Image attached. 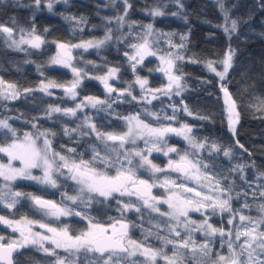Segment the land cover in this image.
<instances>
[{"label":"trees","instance_id":"1","mask_svg":"<svg viewBox=\"0 0 264 264\" xmlns=\"http://www.w3.org/2000/svg\"><path fill=\"white\" fill-rule=\"evenodd\" d=\"M52 3L49 11L44 3L37 5L34 0L0 2V25L11 28L13 35L26 34L35 29L34 33L44 41L39 49L26 45L21 50H16L9 46L4 38L6 34L0 31V79L15 85L20 93L15 100L0 97V118L6 120L16 133L13 136L8 129L0 128V145H6L26 132L39 135L48 130L55 133L48 137L54 151L68 156L70 160L77 163L81 159L92 161L95 148L102 157L107 156L110 163L120 164L116 153L99 142L88 126H83L80 117L82 113L77 112L74 117L62 113L48 115L49 106H59L62 109L76 107V100L66 96L63 87L50 88L52 95L39 91L42 82L54 81L65 85L75 79L71 70L48 66L56 43L100 41L108 35L111 38L98 48H77L71 62V66L82 74L80 84L75 89L79 96L90 95L105 101L100 105L101 108L90 112L91 119L99 126H109V130L114 133L120 131L122 123L117 117L128 111L136 113L142 121L155 127L189 126L192 129L190 135L197 144L204 145L202 148L193 147L182 136L170 139V143L193 161L200 162L201 171L211 178L209 180L213 187L216 180H219L222 188L231 189L227 193H221L222 199L230 195L232 209L238 210L233 224H228L233 214L219 209L214 212H218L219 217L213 215L211 222L226 232L231 230L232 236L229 239L234 241L237 230L235 226L242 224L239 215L257 219L261 215L259 205L264 203V198L260 197V192L264 191V108L258 107L264 100V0H223V10L219 0H179V3L176 0H128L131 7L126 16L124 0H62ZM153 9H159L163 14L151 15ZM119 16H124L122 25L117 20ZM232 21H236L235 32H231ZM149 24L153 29V35L148 37L150 50L155 55H146L141 60L132 45L138 46L144 42L146 26ZM225 27L229 28L231 39L224 31ZM21 29L24 31L21 32ZM182 35L187 37L183 41V48H174L169 44V40L172 45L181 44ZM229 47L234 50L232 67L221 81L215 72L208 69L207 62L214 61L213 66L217 71H223V64L220 62ZM169 52L184 57L183 60L176 61L173 68L174 75L182 76L184 90L179 95L175 91L171 95L156 92L167 80L165 73H161L158 62L161 56H167ZM133 56L135 60L129 59ZM192 60L197 62L193 63ZM107 67L117 69L115 79L110 81L117 92L111 94L106 93L103 84L95 78L97 74H104ZM138 77L148 81L144 90L137 86ZM221 84L228 89L237 104L239 122L235 135L229 130ZM25 89L32 91L25 92ZM153 95L157 98L153 99ZM185 105L188 112L184 111ZM173 106L179 111L175 112L174 120H169L166 117L174 114ZM34 124L36 127H33ZM77 128V131H71ZM65 129L70 131V135L64 134ZM213 145L217 146V150L213 149ZM68 149L75 151L69 152ZM229 149L231 155L225 157L223 153ZM119 152L121 153L120 150ZM155 156L152 157L155 159ZM5 159V155L0 153V160ZM241 165L243 168L239 167ZM94 167L100 171L111 169V166H106L99 159L94 162ZM14 186L23 193L33 190L39 193L49 191L27 182L17 181ZM115 197L114 202L85 212L92 216L91 220L97 222H103L113 213L119 219L127 216L130 225L129 239L143 242L144 246L155 249L163 248L168 256H172L173 245H165L157 238L160 236L176 241L179 237L170 231V226L163 224L161 218L154 213L146 211L135 198L119 195ZM117 200L120 201L119 204ZM129 202L133 207L124 210L123 205ZM245 203L250 207L245 208ZM72 204L78 207L76 202ZM109 206L113 210L110 214L106 211ZM0 213L14 219L27 217L36 221L43 220L39 211L25 197L19 199V203L11 209L0 203ZM63 222L70 235H79L86 227L83 219L75 218L60 219L53 224L58 228ZM261 230H264V226ZM1 233H4L3 241H6L10 232L0 226ZM196 235L197 247L208 243L210 253L203 256L197 251L193 259V253L189 249H180L184 254L185 264H211L216 260L217 254L226 253L225 246L219 245L217 234ZM243 239L242 237L241 241ZM55 252L56 255H49L40 250L39 246L28 245L14 256L13 264H56L57 257L67 264H90L92 261L103 264V258L98 259L99 256L94 253L83 250L75 254L63 249H56ZM124 256L126 254H119L120 264H129V260L123 259ZM140 258L138 255L134 260L138 261ZM117 259L118 257H113L112 264H116ZM157 264L161 263L157 261Z\"/></svg>","mask_w":264,"mask_h":264},{"label":"snow or ice","instance_id":"2","mask_svg":"<svg viewBox=\"0 0 264 264\" xmlns=\"http://www.w3.org/2000/svg\"><path fill=\"white\" fill-rule=\"evenodd\" d=\"M3 2V0H0ZM36 4L39 5L41 0H35ZM66 2V0H65ZM115 2V0H113ZM179 3V0H176ZM220 7L223 10V0H219ZM126 5L125 7V16L127 15L128 8L131 5L128 3V0H124ZM49 11L52 9V4L49 3L47 5ZM182 7V5H181ZM163 13L159 9H153L151 15L159 16ZM176 15V13H173ZM227 14L225 13V20H227ZM117 20L121 23H124V16L117 17ZM131 27V26H129ZM147 34L144 37V42L140 45H132L133 48L137 50V55L140 56V59L146 55H155V52L150 50V41L148 39L149 36L153 35L152 25L149 24L146 26ZM236 30V21H232L231 32H235ZM0 31L7 34V38L11 40L10 47H15L19 49L21 44H28L30 47L39 49L41 44L44 41L40 36L34 35L35 29L33 32H29L26 35L30 38H25V36H21L19 41L12 39L13 30L8 27H4L0 25ZM24 30L21 29V32ZM225 33L229 34V39H231L230 30L228 27L224 28ZM169 36L172 34H168ZM111 37L106 35L104 40L100 41H86L76 45H65L58 44V48L65 50L67 53L70 47L84 48L87 50L91 47H100L110 39ZM182 43L179 45H172L171 40H169V44L174 48H183L185 45L183 41L187 39L186 36L182 35L180 37ZM234 56V50L229 47V50L226 52L224 59L220 62L223 64V71H217V69L213 66L214 61H208L207 67L210 71L215 72L216 76L219 77L221 81H223L226 75L229 72V69L232 67V61ZM129 59L135 60V57H129ZM184 57L169 52L167 56H161L160 60L162 64L166 65L165 68L161 70L165 72V75L168 78V85L164 89H157L156 92H159L163 95H171L173 90H175L176 95H179L184 87L182 86V76L174 75L173 68L175 66V62L178 60H183ZM71 56L68 55L67 59L61 58L58 54L57 57L52 58L53 64H62L65 67H70ZM139 61H137L138 63ZM191 62L196 63L197 61L192 60ZM133 71H135V64L132 65ZM73 75L76 79L72 82L70 87H65L64 85H59L54 81H49L48 83H41L39 86V91L43 92L45 95H52L49 91L50 88L55 87H63L65 95L69 98L75 99L77 96V92L75 89L80 84V76L81 71L77 70L75 67L72 68ZM117 69H109L108 74L102 77H98L100 82L104 85V88L107 93L111 94L115 89H113L109 83V78H114L116 75ZM142 90L145 89L147 85V80H142L139 77L136 81ZM221 91L224 94V103L226 105V111L228 113V125L229 130L235 135L236 133V125L239 122V112L237 111V104L235 100L232 98L228 89L221 84ZM25 92H30L32 90L25 89ZM127 91V90H125ZM131 95L130 92H128ZM20 93L17 90L16 86L13 84L5 85L3 80H0V97L7 100H15L19 97ZM123 95V93H121ZM153 99L157 97L153 95ZM88 104L92 107H96L97 105L105 103V101L87 97L85 98ZM136 99V97H133ZM149 103L151 101H148ZM85 103L82 101L80 104H77L75 108H60L59 106H49L48 115L51 116L52 113H62L65 116H75L77 110H82L85 107ZM110 108L111 105L109 104ZM258 107L264 108V100L261 101ZM179 111L178 108L173 106V115L170 117H166L169 120H174L175 112ZM184 111L188 112L187 106L185 105ZM191 115V113H188ZM201 119H205L206 117H200ZM128 123V131L122 135L115 133H104L100 132L95 125L89 124L88 119L85 120V125L92 129V132L95 133L98 140L104 143L106 148H109L110 151L115 152L117 156V160L120 162V167L117 169V175L115 177L107 176L104 173L98 171L94 167V162L99 159V161L106 166H114L113 163H110L109 158L107 156H101L99 151L95 148L93 149L94 155L92 161H85L81 159L78 163L74 160H70V158L66 155H61L58 152H55L52 148V141L48 138L50 135L54 136V132H49L45 130L40 132L38 136L35 138L30 133H25V140L22 143H17L15 140L13 143L8 145L7 147H0V152L6 153L9 157V163L7 165L0 164V177H3L5 181H13L18 178L20 179H28L35 180L41 184H47L51 187H57V181L53 176L54 172H61V169L66 168L68 173L70 174V178L76 181L78 184L82 185L81 193L86 189L88 193H96L101 197H104L106 200L111 197L115 199L114 194H119V196L123 197L125 195L132 196L136 195L139 200L143 201V205L146 208L151 209L152 212H158L161 216H168L171 219L177 221V225L180 224V217H187L189 210L193 211H201L204 208H212L213 210L219 209L221 212H230L233 214L232 218L228 220V224L232 225L234 222V217L238 213V210L234 211L231 207L230 201L232 197L229 195L227 198L222 199L220 195L215 197L203 195L199 191H196L194 188L185 187L184 184L176 185L175 181L165 180V184H172L174 186H178L183 189L185 192L194 193L195 197H202L201 199H181L179 196L173 194L170 195L166 200L159 201L156 197L151 196L150 189L155 185L149 184L147 180H137L136 171L133 167H125L124 162L126 161L128 165H133L134 161L132 159L133 156L139 158V167L144 168L145 166L151 170L152 173L162 172L165 169L158 167L156 164L152 162L148 158V156L144 155L142 151H134V152H124L123 157L121 158V153L117 149V147L112 146L109 147L108 141L119 142L118 148L123 149L124 144L127 142L130 136L134 134L139 135L143 138L145 135L151 137L157 141H164L165 135L167 133H175L178 136H182L186 141L192 144L193 147L202 148L203 144H197L194 138L190 135L192 129L187 125H181L180 128H175L169 126H163L159 128H152L148 124H145L138 115L125 117L124 118ZM33 127H36L34 124ZM0 128H6L12 135L15 136L16 133L13 129H11L10 125L6 120H0ZM79 128V126H78ZM77 129H72L71 131H77ZM65 135H70V131L68 129L64 130ZM88 133H82V135H87ZM43 137V148L37 146V140ZM133 143L135 140L132 141ZM149 140H145V144H149ZM214 150H217V146H212ZM241 147H243L241 145ZM69 152H74L75 149H68ZM149 155L152 151H161V148L157 146V143H151V146L147 149ZM176 148L169 147L166 151L163 152V155L168 156L170 152H176ZM49 154L52 156V160H49ZM224 156L229 157L231 155V150H225ZM56 159L60 161L59 164H56ZM13 160H19L21 167L16 168L12 166ZM199 161H192L188 158L187 154L180 157L179 162H175L173 160L168 161V168L172 171H176L181 173L182 176L187 179L193 180L196 183H200L203 179H211L207 176L206 172L201 171ZM43 168V176L38 177L34 176L31 172V169L34 168ZM207 168V165H204ZM243 168V165L239 166ZM241 179H244L241 176ZM131 185V187L129 186ZM163 186V185H161ZM5 188H8V185H4ZM214 190L217 193H227L231 189L222 188L219 180H216L214 185ZM5 197H9V201H5ZM20 197H28L31 199L33 206L43 213L45 216H51L59 218L60 216L71 215L72 212L65 207H60L56 203L50 200H44L38 196H32L31 194H26L23 192H11L9 189L8 192H0V203H3L5 207L11 209L19 203ZM260 197L264 198V191L260 192ZM69 200L75 202L78 197L71 196L66 197ZM90 200L92 197L89 198ZM205 201H211V203L206 204ZM119 204L120 201L117 200ZM157 203H165L168 205V208L171 209L170 212L164 213L161 212L160 209L156 206ZM133 204L131 202L123 205L124 210L131 209ZM245 208L250 207L247 203L244 205ZM136 211H139V208H136ZM259 212L261 215L257 219H252L249 216L240 214L239 219L242 222L241 225H237L235 232V240L233 241L231 238L226 241L227 247L229 250V255H221L217 254L216 260L213 261V264H264V230H261L262 226H264V203L259 205ZM203 214V213H202ZM76 216H82L80 212L75 213ZM86 218V217H82ZM246 222V223H245ZM0 223L8 226L14 232L19 233L18 239H9L8 243H0V264H13L12 256L13 252L19 248L26 247L28 245L39 246L40 250H43L45 253L49 255H56L55 249H63L68 251L70 254H75L83 250L86 253H98L99 258H103L105 253H109L106 259H103V264H112L113 257H118L116 260V264H120V253H125L126 256L123 257L124 260H129L131 257H135L137 255L144 257L143 261L130 260L129 264H157V258L165 261V264H185L184 262V254L180 252V249H189L193 253V259L195 258V253L199 251L203 256H208L210 253V248L208 243H205L200 246H196L195 241L192 240L191 232L192 231H203L206 235H214L219 233L222 238V245L225 243L223 241V237L228 235L232 236L231 230L227 233L224 229H218L213 227L208 223L207 218L200 223L197 224L195 228H191L192 224H195V221L187 220L184 223V227L189 230V235L183 240H171L164 237L157 236L165 245L172 244L173 245V255L168 256L163 248L155 249L149 246H144L143 242H137L135 240L128 238V228L129 225L126 223H120V228L117 229L115 225L112 226L111 234H109L108 228L100 225L94 224L91 221L88 224V228L85 231H82L79 235H70L69 230L67 228L57 229L49 226L46 223L31 220L27 217H21L20 220H9L4 216H0ZM33 225H38L41 229H45L47 233L51 235H46L42 232L33 231ZM170 231L175 234V236L180 237V232L176 231V226H171ZM151 234V233H150ZM244 238L241 241V238ZM5 238L0 236V240H4ZM191 241V245L190 242ZM45 242H49L54 246L53 249H49L45 247ZM239 249V250H237ZM57 264H65V261L59 257H57ZM90 264H95V261L90 262Z\"/></svg>","mask_w":264,"mask_h":264},{"label":"rangeland","instance_id":"3","mask_svg":"<svg viewBox=\"0 0 264 264\" xmlns=\"http://www.w3.org/2000/svg\"><path fill=\"white\" fill-rule=\"evenodd\" d=\"M52 1L58 2V1H62V0H41V3H44L45 7H47V5H48L49 3L53 4ZM34 2H35V0H34ZM35 3H36V2H35ZM47 9H48V7H47ZM48 10H49V9H48ZM26 34H27V33H26ZM26 34H22V35H13V34H12V39L19 41V40L21 39V36H25V38H30V37H28ZM33 34H34V35H37V34H35V33H33ZM4 38L7 39L8 44L11 45V40H9V39L7 38V34L4 35ZM88 41H92V40H88ZM83 42H86V41H83ZM80 43H82V42H77V43H73V44H68V43H64V42H58V43H56V44H55V45H56L55 52H54L53 55L49 58L48 63H47L48 66H50V67H59V68H63V69L68 70V71H70V70L72 71V68H73L72 66H70V67H65V66H63L62 64H53L51 61H52V58H53V57H57L58 54L60 55L61 58H64V59H67V56L70 55V56H71L70 65H71V62L73 61L74 53H75L77 47H70V49H69L68 52L66 53L65 50L58 48L57 45H58V44H65V45H69V46H71V45H76V44H80ZM26 45H28V44H21L20 47H19V49L15 48L14 46L11 47V48L16 49V50H21V49H22L24 46H26ZM79 49H80V48H79ZM158 67H160V69H162V68H165L166 65L162 64L161 60H159V62H158ZM109 69H115V68H113V67H107V68H106V71L104 72V74H103V73H102V74H97L96 77H95V78L97 79V81L100 82V80L98 79V77H102V76L107 75ZM71 71H70V72H71ZM160 71H161V73L164 72V71H162V70H160ZM72 72H73V71H72ZM164 73H165V72H164ZM81 76H82V74H81ZM81 76H80V80H81ZM74 78L76 79V77H74ZM75 79H74V80H75ZM112 79H115V77H114V78H111V77L109 78V80H108L109 85H112V84L110 83V81H112ZM0 80H1V79H0ZM72 82H73V81H71V82L68 83V84H65L64 86H70V85L72 84ZM168 83H169V81H168V78H167V80L164 82V84L162 85V87H161V88H158V89H164V88L168 85ZM7 84H8V83H5V85H7ZM137 86L139 87V89H141L138 83H137ZM145 88H146V87H145ZM141 90H142V89H141ZM75 91H76V90H75ZM123 91H124V90H122L121 93H124ZM173 91H175V90H173ZM87 97H92V96L89 95V96H81V97H80V96H79V93H77V96H76L75 99H74V100H76V105H77V104H80L82 101H83V102L85 103V105H86L85 107L82 108V110H77V112H79V113H83V112H85V113H87V114H90V112H91L92 110H95V109L101 108L100 105H102V104L97 105L96 107H92L90 104H88V102H87L86 99H85V98H87ZM93 98H96V97H93ZM71 99H72V98H71ZM96 99H98V98H96ZM99 100H102V99H99ZM102 101H104V100H102ZM225 109H226V108H225ZM128 113H129V114H128ZM128 113H126V114H127V117L135 116V115H136V113H133V112H130V111H128ZM87 114H86V116H84V118H83L82 116H80V117L82 118V120H83V119L86 120V118H87V119L89 118V117L87 116ZM90 116H91V114H90ZM70 117H74V116H70ZM124 118H125V117L123 116V117H122V120H123V121L125 120ZM78 119H79V118H78ZM0 120H3V119L0 118ZM143 122H144V121H143ZM144 123H145V122H144ZM145 124H147V123H145ZM148 125H149V124H148ZM149 126L152 127V128H159V127H155V126H151V125H149ZM126 127H127V130H126V132H127V131H128V123H127V122H126ZM160 127H163V126H160ZM126 132H125V133H126ZM26 133H29V132H26ZM30 134H31L34 138H35L36 136H38V134H33V133H30ZM169 134H170V133H167V134L165 135V139H164V141H157V140H155V139H153V138H151V137H148L147 135H145L143 138H141L139 135L134 134L133 136H130V137L128 138V140H127V143H126V144L129 145V148H128V149H119V150H120L121 153H122V157H123V153H124V152H129V153H131V152H134V151H142L143 154L146 155V156H148V158H149L150 160H152V162L155 164V161H157V157H158L159 154H162V153H163L164 151H166L167 148H169V147L176 148L173 144L170 143V139H171V138H168V137H167ZM173 137L179 138V137H181V136H178V135L174 134ZM14 140H15L17 143H22V142H24V140H25V133H23L20 137H17V138H15V139H13L11 142H9V143L6 144V145H0V147H7V146L10 145L11 143H13ZM133 140H135L134 143L132 142ZM145 140H149L150 143L146 145V144H145ZM151 143H157V146L161 148V151H159V152H157V151H152L151 154L149 155L147 149L151 146ZM37 146L40 147V148H43V137H41L40 139L37 140ZM117 146H118V145H117ZM0 153H2L3 155H5V157H6L5 160H0V164L7 165V164L9 163V157H8V155H7L6 153H3V152H0ZM155 155H156V156H155ZM152 156H155V159H154ZM151 157H152V158H151ZM48 158H49V160H52V159H53L52 156H51V154H49V157H48ZM132 159H133L134 163H133V165H131V166H132L133 168H135L136 175L139 174V173L142 171L144 174H147V176H146V180L148 181V183H149V184H153V185H155L154 187H152V188H153V193H152L153 197H156L157 200H159V201H163V200H166V199L169 197V195H173V194H175V195L179 196L181 199H183L184 196L181 195V193H183V191H184L183 189H181V188L178 187V186H174V185H172V184H165V183H164L165 180H171V181H175V182H176V180H175L174 177L169 173V171H167V172L162 171V172L152 173L151 170L148 169L147 166H145L144 168H140V167H139V163H140V161H139V158H138V157L133 156ZM125 162H126V161H125ZM11 163H12V166H13V167H16V168L21 167V164H20V161H19V160H13ZM59 163H60V161H59L58 159H56V164H59ZM126 163H127V162H126ZM156 165H157V164H156ZM131 166H130V167H131ZM160 168H162V167H160ZM162 169H163V168H162ZM31 172H32V174H33L34 176H38V177H42V176H43V168H42V167H41V168H34V169H31ZM61 172H62L63 174H61L60 172H54V173H53V176H54V178H55L56 181H57V187H55V188H53V187H51L50 185H47V184H41V183H39V182H37V181H35V180H28V179H20V178H18V179L13 180V181H5V180L3 179V177H0V192H8L9 189L11 190V192H20V191L17 189V187L14 186L15 183H16L17 181H18V182H27V183H31V184H33V185L39 186L40 188L42 187V188H45V189H49V190H51V191L54 190V192H56V194H57V196H56L57 205H59L60 207L68 208V209L72 212L71 215L60 216V217H59V220H60L61 217H62L63 219L75 218V219H80V220H82V219H81L82 216H76V215H75L76 212H80V211H78V209H77L78 207H74L73 204H72L73 201L67 199L66 197L76 196V197H78V199H77L75 202H76L77 204H81L83 198L86 199V200H90L89 198L92 197V195H94V194H93V193H88L86 189L83 191V193H81L82 185L78 184L76 181H74V180H72V179L70 178V174L68 173L67 169H66V168L61 169ZM186 180H187V181H183V182H179V183L176 182V185L184 184L185 187L194 188V189H196V191L201 192V193H202V196L205 195V194H209V196H213V197H215V196H217V195H220L221 198H222V193H217V192L214 190V187H213V184H212V183H211V184H212V187H210V189L207 190V191L205 192V190H204V188H203L202 186H198V185L201 183V181H200V183L198 184V183L194 182L193 180H190V179H186ZM189 182H193V183H189ZM202 182H203V185L205 186V185H206L205 181L202 180ZM5 184L8 185V188H5V187H4ZM161 185H163V186H161ZM42 193H43V192H40V193H39V192H37L36 190H33V191H30V192H27L26 194H31L32 196H40V194H42ZM125 196H128V195H125ZM21 198H23V197H20L19 199H21ZM25 198H26L28 201H30V202L32 203L31 199H29L28 197H25ZM201 198H202V197H195L194 195H191V196L188 197V199H201ZM102 199L104 200L105 198L102 197ZM5 201L8 202V201H9V197H5ZM136 201H137V203H138L140 206H142L146 211L152 212L151 209L146 208V207L143 205V201H142V200L136 199ZM85 203H87V202H85ZM205 203L208 204V203H211V201H208V202L205 201ZM1 205L4 206L3 203H1ZM166 205H167V204H166ZM156 206H157V207L160 209V211H161L160 204L157 203ZM207 209H209V208H207ZM217 209H218V208H217ZM217 209H215V210L217 211ZM212 210H213V209H212ZM215 210H213V211H215ZM170 211H171V209H168L167 211H164V213H167V212H170ZM195 212H197V213H201V214L204 213V212H203V209H202L201 211H195ZM39 213L42 215V217H44V218H48V219H51V216H45V215H43V213H42L41 211H39ZM80 213H81V212H80ZM86 213H87V211H86ZM152 213H154L155 215H157L158 217H160V214H159L158 212H152ZM81 214H82V213H81ZM87 215H88V213H87ZM213 215H215V216L218 215V217H219V214H218V212H217V213H213L212 215L210 214V215H209V218H210V217H213ZM0 216H4L6 219L13 220V221H16V220H20V219H21V217L16 218V219H14V218H10V217H7L6 215L2 214V213H0ZM83 216L86 217V219L83 218V219H85L86 227H85V229L82 230V231L87 230V228H88V224H89L90 221H91L92 223H94V224H98V223L95 222L94 220H90V219L86 216V214H83ZM162 217L165 218V220H166V225H168V226H172V225H173V226H176V225H177V221H176V220L171 219V218L168 217V216H162ZM44 218H43V220H41L40 222L46 223L45 220H44ZM54 218H56V217H53V219H54ZM87 218H88L89 220H87ZM202 218H203V217H201V216H199V215H196L195 218H194V216H191V215L188 213V216H187V217H180V224H179V225L184 226L185 221H187V220H191V221H195V222H196L195 224H192V225H191V228H195L197 224H200V223H202V222L205 220V219H202ZM206 218H207V217H206ZM209 218H207L208 223L211 224L213 227L217 228L215 225L212 224V222L209 220ZM54 220H56V219H54ZM64 225H65V226H64ZM0 226L4 227V228L7 229V230L10 229L12 232H14L11 228H9L8 226H6V225H4V224H2V223H0ZM32 227H34V230H33V231H35V232H36L37 230L40 231V232H42V230H43V229H41L38 225H37V226H36V225H33ZM65 227H66V224H64V222H63L62 225H61L60 227H58V229L65 228ZM66 228H67V227H66ZM182 229H184V227H182ZM218 229H221V228H218ZM38 231H37V232H38ZM82 231H81V232H82ZM81 232H80V233H81ZM193 232H194V236H195L197 233L205 234V232H203V231H198V230H197V231H193ZM225 232H226V231H225ZM226 233H227V232H226ZM216 234L218 235V237H219V239H220V243H219V245H220V246H225V248L227 249V250H226V253H224V254H222V255H225V256L229 255V250H228L227 243H226V241L229 239V236L226 235V236L223 237V241H225V243H223V245H222V238H221L220 234H219V233H216ZM216 234H214V235H216ZM46 235H51V234H50V233H47ZM214 235H211V236H214ZM0 236L4 237V233H1ZM196 236H197V235H196ZM9 237H10L9 239H18V238H19V235H16V236L11 235V236H9ZM192 239H193V238H192ZM0 242H2V241L0 240ZM2 243H8V242H2ZM45 247L49 248L50 250L54 248V246H53L52 244H50L49 242H45ZM55 250H56V249H55ZM137 256H138V255H137ZM107 257H108V255H105V256L103 257V259H106ZM140 257H141V258H140L138 261H143V260H144V257H142V256H140ZM135 258H136V256H135V257H131V258H129V261H130V260H134ZM157 261H159L161 264H165V261L162 260V259H160L159 257L157 258ZM56 264H57V260H56ZM65 264H67V263H65ZM211 264H213V263H211Z\"/></svg>","mask_w":264,"mask_h":264},{"label":"flooded vegetation","instance_id":"4","mask_svg":"<svg viewBox=\"0 0 264 264\" xmlns=\"http://www.w3.org/2000/svg\"><path fill=\"white\" fill-rule=\"evenodd\" d=\"M116 91V90H115ZM115 91H113V92H115ZM117 92V91H116ZM98 99H102V98H98ZM86 114L87 113H85V112H83L82 113V117L84 118V116H86ZM129 114V113H128ZM87 116L89 117L88 118V123L89 124H93V125H95L96 126V128L100 131V132H104V133H114V132H112V131H110L109 130V126H99L98 124H96L95 122H93V120L91 119V116H90V114H87ZM127 117V114H125V115H122V116H120V117H117V119H119L122 123L120 124V131H118L117 133H115V134H119V135H122V134H124L125 132H126V130H127V127H126V120H122V117ZM82 124H83V126L84 127H87L86 125H85V120L83 119L82 121ZM89 130L92 132V129L89 127ZM93 133V132H92ZM94 134V136L96 137V135H95V133H93ZM174 134L175 133H170L167 137L168 138H176V137H173L174 136ZM97 138V137H96ZM98 140V139H97ZM99 142H101L100 140H98ZM102 143V142H101ZM108 143V145H109V147H112V146H115V147H117V149H119L118 148V146L117 145H119V142L118 141H116V142H112V141H108L107 142ZM127 143V142H126ZM124 144V148L123 149H128L129 148V145L128 144ZM103 145H104V143H102ZM105 146V145H104ZM122 154V153H121ZM183 155H185V153H182V152H180L179 151V149H177V151L176 152H170L169 154H168V156H165V155H163V153L162 154H159L158 155V157H157V161H155V164H157V166L158 167H162L163 169H165V172H167V171H169V173L174 177V179L176 180V182H183V181H187L186 179V177H184V176H180L179 175V173L178 172H176V171H172L171 169H169L168 168V161L171 159V160H173V161H175V162H179V160H180V157L181 156H183ZM152 158V157H151ZM189 158V157H188ZM190 159V158H189ZM190 160H192V159H190ZM193 161V160H192ZM195 162V161H194ZM114 164V163H113ZM124 166L125 167H130L131 165H128L126 162L124 163ZM120 167V164H114V166H111V169H109V170H107V171H100V170H98V171H100V172H102V173H104L105 175H107V176H111V177H115L116 175H117V169ZM132 167V166H131ZM146 176H147V174H144L142 171L139 173V174H137L136 175V177H135V179H137V180H146ZM203 181H205V183H206V185L204 186L203 185V182H202V180H201V183L198 185V186H202L203 188H204V190H205V192L207 191V190H209L210 189V187H212V184H211V181L209 180V179H203ZM189 183H193V182H189ZM129 186H131V185H129ZM48 191V190H47ZM152 193H153V188H151L150 189V194H151V196H153L152 195ZM94 195H92V199L91 200H86V199H82V203L81 204H78V207L79 208H77L78 209V211H80L81 213H82V217H84L83 216V214H86V216L91 220L92 219V216H90V215H87V213L85 212V210H88V209H96L97 207L99 208L102 204L103 205H107V203H109V202H111V201H115V199H113V198H111V197H109L107 200L106 199H102V197L101 196H99L98 194H96V193H93ZM115 195H119V194H114V196ZM181 195H183L184 197H183V199H188V197L189 196H191V195H194V193H190V192H185V191H183V193H181ZM205 195H208L209 196V194H205ZM56 196H57V194H56V192H54V190L53 191H51V190H49L48 192H43L42 194H40V196H38V197H41V198H45V199H47V200H50V201H52V202H54V203H56L57 204V201H56ZM170 196V195H169ZM124 197H130V198H135V199H138L137 198V196L136 195H132V196H124ZM85 202H87V203H85ZM208 202V201H207ZM158 204H160V207H161V212H164V211H167L169 208H168V205H166L165 203H158ZM106 211H107V213L108 214H110L113 210L111 209V207L109 206V207H107L106 208ZM203 214H201V213H197V212H195V211H193V210H189V214L191 215V216H194V218H195V216L196 215H199V216H201V217H203L202 219H205L206 217L207 218H209V215L211 214H213L215 211H213L212 210V208H209V209H207V208H204L203 209ZM126 213H128L127 211H126ZM160 214V213H159ZM44 218V217H43ZM87 218V220H89ZM160 218H161V221H162V223L163 224H165L166 223V220H165V218L164 217H162L161 215H160ZM211 218L212 217H210L209 218V220L211 221ZM54 219H56V220H54ZM53 219V217H51V219H48V218H44V220H45V222H46V224H48L49 226H51V227H54V228H57V227H55L54 226V224L53 223H56V222H59V218H54ZM60 219H63L62 217L60 218ZM83 219V218H82ZM86 219V218H85ZM85 219H83L84 221H85ZM127 216H125V218L124 219H119V218H116V216H115V213H113V214H110V216L108 217V219H104L103 220V222L101 221V222H97V221H95V222H97L98 224H100V225H102V226H104V227H106V228H108V230L109 231H111V229H112V226L113 225H115L116 226V228L118 229V227H119V224L120 223H126V224H128L129 225V222L127 221ZM65 226V225H64ZM130 226V225H129ZM173 226V225H172ZM171 227V226H170ZM182 227H184V226H182V225H176V231H179L180 232V237L179 238H177V240H183L184 238H186L188 235H189V230L188 229H186L185 227H184V229H182ZM66 228V227H65ZM58 229V228H57ZM129 229V228H128ZM8 231L10 232L9 233V235L7 236V238H6V241H3V240H1L2 242H8L9 241V236H11V235H13V236H16V235H19V233L18 232H12L10 229H8ZM37 232V231H36ZM40 232V231H39ZM42 233H44V234H47V232H46V230L45 229H43L42 230ZM181 237H182V239H181ZM191 237L193 238L192 240L193 241H195L196 240V235L194 236V232L192 231L191 232ZM190 243V245H191V241L189 242ZM196 246H197V244H196ZM105 255H109V253H106ZM104 255V256H105Z\"/></svg>","mask_w":264,"mask_h":264},{"label":"water","instance_id":"5","mask_svg":"<svg viewBox=\"0 0 264 264\" xmlns=\"http://www.w3.org/2000/svg\"><path fill=\"white\" fill-rule=\"evenodd\" d=\"M113 89H114V87L112 86V85H110ZM103 88H104V85H103ZM104 90H105V88H104ZM105 92H106V90H105ZM107 93V92H106ZM222 95H223V99H224V94H223V92H222ZM224 105H225V103H224ZM225 108H226V105H225ZM228 114V113H227ZM179 173V172H178ZM179 175L180 176H182L181 175V173H179ZM131 187V186H130ZM41 198V197H40ZM42 199H44V200H47V199H45V198H42ZM120 228V224H119V227H118V229ZM109 234H111V231H109ZM0 243H2V242H0ZM24 248V247H23ZM23 248H19V249H17L16 251H14L13 252V256H12V260H13V258H14V256H16L17 254H20L21 252H22V250H23ZM96 256H99V254L98 253H94ZM106 254V253H105ZM104 254V255H105ZM120 254H125V253H120Z\"/></svg>","mask_w":264,"mask_h":264}]
</instances>
